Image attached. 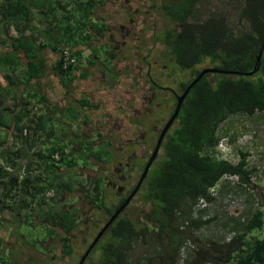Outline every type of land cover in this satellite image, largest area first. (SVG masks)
I'll list each match as a JSON object with an SVG mask.
<instances>
[{"label": "trees", "instance_id": "trees-1", "mask_svg": "<svg viewBox=\"0 0 264 264\" xmlns=\"http://www.w3.org/2000/svg\"><path fill=\"white\" fill-rule=\"evenodd\" d=\"M204 1L163 0V9L175 25L168 27L163 36L156 38V42L167 47L166 55L174 58L175 66L189 71L180 83L182 91L200 74L202 70L197 66L203 63L207 62L209 67L223 72L208 73L191 88L177 118L166 133L160 154L151 166L138 194L141 206L127 208L125 213L117 217L99 242V254L88 259L86 264H130V252L138 242L149 248L141 257L144 264H179L181 249L187 241H191L196 248L189 253L186 264H264V237L246 240L249 233L264 225V207L257 208L244 220L238 216L231 217L234 222L233 229L240 231L228 242L202 241L197 235L202 227L214 222L218 217L204 220L194 217V207L200 198H205L208 203L215 201L210 190L220 182L223 184L225 175L237 176V187L246 188L250 185L251 176L255 171L254 168H248V153L243 150H239L237 163L216 156V147L222 138L219 135L220 126L231 116H254L264 111V52L260 70L254 75L224 72H248L254 68L264 41V0H226L229 6L235 8V12L222 10L205 20L192 21L196 8ZM93 2L94 0H77L78 13L68 11V14L64 15L62 24L70 19L69 26L73 28L69 31V41L86 42L93 36L92 30L103 38L105 32L109 31L110 26L106 22L100 19L95 22L90 14H85ZM60 4V0H0V76L7 82L6 85H0V135L1 132L7 133L6 127L12 126L16 131L13 134L14 141L19 143L24 137L22 141L27 143L30 150L37 145L41 138L39 134L42 132L46 135L43 141L50 143L47 153L34 152V157H38L45 169L40 171L36 167L34 171L38 172L35 171L33 177L29 176V166L25 167V176H15L11 173L20 168L19 160L22 157L15 147L1 150L0 234L4 229L1 209H13L16 205L19 214L26 212V224L31 226L34 222H29L33 216L29 208L32 207L36 195L41 196L52 188H56L59 194L70 187L62 180L60 170L64 166L75 167L78 160L87 164L91 156L104 160L108 154L111 155V142L104 141L103 138L100 149L97 150L91 144L84 147L83 143L73 140L63 143L61 137L57 136L58 124L66 121L70 125L75 123L81 117L83 109H87L84 116L88 120V114L100 108L99 104L92 103L88 98L68 102L61 111L58 104L52 105L53 109L51 104H48L47 113L39 116L31 115L29 99H22L23 108L17 113L3 103L6 97L14 94L18 83L23 85L26 93H31L30 97L38 99V103L47 99V96L41 93L42 85L50 83L44 81L48 75L47 61L38 54V51L40 53L43 49L42 43L39 41L41 45L37 51L34 46L36 39L31 41L24 38L25 28L37 10L41 21L50 27L54 24V15L59 9L67 12V7ZM60 22L62 21L57 20L55 25ZM12 31L17 33L16 38L11 35ZM66 48L73 56H77L78 63L64 67L62 53L65 48L62 47L56 49L57 60L49 69L58 76L56 89L64 88V95H69L76 82L87 80L89 71L82 69L86 62L82 53L71 47ZM22 53L26 61L20 57ZM109 54L115 55L113 52ZM103 56V60H100L96 55L100 62H96L94 57L95 59L88 58L86 63L102 67L104 74L101 77L106 79L102 82L104 85H110L115 93L114 97L110 96L113 100L110 101V109L113 111L120 105L121 108H116L120 115L113 111L114 115L125 116L122 113L126 107L122 105L129 102L135 105L133 99L139 98L136 94L141 93L140 85L133 76L131 79L129 69L120 70L116 67H120V62L112 66L110 58L104 53ZM20 70L21 79L15 80ZM34 80H38L35 85ZM15 105H18V100ZM99 116L101 122L99 118L97 121L109 125V129L117 118L114 116V120H108L103 111ZM230 130L231 126L228 125L224 130L225 134ZM31 131L36 135L31 136ZM236 138L234 133L229 142L233 143ZM71 144L72 149L69 151ZM57 152L59 158H55ZM95 185L94 180L86 181V198L96 203L99 208L108 209L105 194L102 193V198L100 194H93ZM39 201V208L42 209L39 219H46L52 225L53 228L49 229L50 235H54L55 228L61 225L64 232L61 256L73 260L71 257L74 249L70 234L76 227L78 214L60 212L54 199L50 203L41 196ZM200 212H205V209ZM111 214L113 212L110 211L109 215ZM0 264H13L4 252L1 236Z\"/></svg>", "mask_w": 264, "mask_h": 264}, {"label": "flooded vegetation", "instance_id": "flooded-vegetation-1", "mask_svg": "<svg viewBox=\"0 0 264 264\" xmlns=\"http://www.w3.org/2000/svg\"><path fill=\"white\" fill-rule=\"evenodd\" d=\"M163 4V0H118L115 8H112L113 14L120 16L121 20H110L108 22L110 28L105 38L107 43L103 53L110 58L112 66L120 62V67L116 66L118 69H129L131 79L133 76V79L140 85L139 89L141 92L136 94L137 96L139 95L138 99L137 97L133 99L135 105L130 102L122 105L126 107V110L122 113L125 116H119L120 113L116 110V108H121L120 105L113 109L119 115L116 116L111 111L109 105L110 101L113 100H111L110 96L115 93L110 88V85H104L102 82L106 79L101 77L104 73L102 67H99L98 64L93 66L97 71L92 74V79L88 77L93 83L95 78L98 80L94 84V90L84 86L85 80L76 82L75 86L77 88L74 86V89H78L81 86L85 87L76 93L73 92L77 95L74 100L88 98L92 103L99 104L100 108L89 113L88 120L84 116L87 109H83L82 116L76 121L75 126L77 128L80 127V130L73 129L70 135L60 133L61 141L65 143L73 140L83 143L84 147L91 144L97 150L100 149L102 138L104 141L111 142L109 147L111 155L108 154L109 156H106L104 160L91 156L87 164L83 160H78L77 166H64L62 168V180L69 184V188L60 191L59 194H57L56 189H50V192L53 193L54 191L51 200L54 199L60 212H75L79 216L76 227L73 233L70 234L74 249L71 258L75 259L78 250H83L81 254L79 253L81 256L77 264L80 263L82 257L90 249L102 228L137 189L145 167L155 150L160 134L175 111L178 96L184 93L180 83L189 71L175 66L173 64L174 58L166 55L167 47L156 42V38L163 36L168 27L175 25L174 21L168 18L167 13L163 9ZM163 20L171 22L172 25L167 24L161 29ZM159 48L162 49L160 58L164 59L163 62H160L159 58L155 57L156 49ZM110 52L115 55L111 56ZM205 65L208 66L205 67ZM208 67L209 64L207 62L197 66L201 70ZM54 95H58V93L56 92ZM62 96L65 97L64 95ZM66 103L65 99H61V102L57 103L60 106L58 107L59 111L64 108ZM101 111L105 112V117L108 120H114V116L117 117H115V123L112 125L113 129L111 127L109 129V125L100 123L99 115ZM97 118H99L100 122L97 121ZM59 127L64 128L63 123H60ZM69 151L67 150L66 152L68 153ZM159 154L158 151V155L152 165L156 162ZM67 177H71L72 181L68 182L69 179ZM83 178L88 181L94 180L96 185H99L98 187L96 185L93 186V194H100L101 198L102 193L105 194L106 207L108 209L99 208L96 203L86 198L84 191L86 183L82 181ZM74 179L76 182H74ZM145 180L146 178L128 205L117 217L125 213L127 208H138L141 206L142 203L138 201V194ZM39 197L40 195L36 197L35 201H38ZM35 201L33 202L35 203ZM32 207L34 206L32 205ZM110 211L113 214L109 215ZM9 212L12 213L10 214ZM5 215H10L8 216L10 219L14 217L19 219V216H21L16 209H1L3 222H5ZM39 220L40 224L45 226V233L42 239L34 238L33 242H31L18 235L19 233H17L16 229L22 222L17 220L7 231L11 235L10 239L16 240V242H7L6 250L9 254L6 255L9 256L11 263L17 257L25 258L24 264H53L55 259L61 261L67 258L69 260V257L61 256L63 249L62 237L64 236V232L63 234L60 233V230H63L60 227L61 225L55 228L56 233L54 235H50L49 229L53 228L52 225L46 219ZM4 229H6L5 226ZM106 232L96 245L91 248L86 261L99 254L98 245ZM3 247H5L4 240ZM31 248L36 250V255H32V252H30ZM47 256L49 258H46ZM86 261L84 264H86Z\"/></svg>", "mask_w": 264, "mask_h": 264}, {"label": "rangeland", "instance_id": "rangeland-1", "mask_svg": "<svg viewBox=\"0 0 264 264\" xmlns=\"http://www.w3.org/2000/svg\"><path fill=\"white\" fill-rule=\"evenodd\" d=\"M205 1L203 3H200L198 7L196 8V14L194 15V18L192 19V21L205 20L211 17L215 12H220L222 10H226L228 13L230 12V10L231 12L233 11L235 12L234 10L235 8H233L232 6H229L226 0H205ZM111 20L119 21L121 20V18L120 16L115 15ZM62 23L63 22H60L59 24H62ZM167 24L172 25L171 22L167 20H163L161 22L160 28L162 29L164 26H167ZM161 55H162V49L161 48L156 49L155 57H158L160 62H163L164 59L160 58ZM20 57H22L24 60V56L22 54H20ZM103 57L104 56H102V59ZM206 66L208 65H205V67ZM47 70H48V75L46 76L44 81L45 82L48 81L50 83L43 84L42 90H41V93L47 96V99H46L47 101L43 100L41 103H38V99L34 97L24 98L25 100L28 98H30L29 100H31V104L28 107L31 110L32 116H39L40 114H43L42 112H44L47 109L48 104H51V106L56 105L57 103L61 102V99H65L67 103L74 102V98L75 96H77L74 93H76L78 90H82L85 87H87L88 89H92V90L95 89L94 84H96V81H95L96 78L94 79V83L93 81H91V79L90 80L87 79L86 81H84L85 87L81 86L78 89H72V92H70L69 95L67 93L64 95V88L63 89L61 88L60 90H58L56 89V86L53 85L54 77H56L57 79L58 76L54 72H51L48 66H47ZM21 72L22 70H20V73L16 75L15 80L21 79ZM37 82L38 80H34L33 84L35 85ZM2 84L6 85L7 82L6 80L3 79L2 76H0V85ZM51 86H52V89H50ZM14 90H15L14 94L6 97L3 100L4 105L8 106L9 108H13L16 104L15 101L16 100L19 101L21 97H24L23 92L26 91L24 90L23 85L21 83H18V86H15ZM52 92L53 93L59 92V95H53ZM62 95H64L65 97H63ZM52 109H53V106H52ZM66 122L63 123L64 128L59 127L58 125L59 130L57 129L58 131L57 136L60 133L61 134L65 133L67 135H70L73 129L80 130V127L78 128L75 127L76 122L75 123L72 122L71 125ZM228 125L231 126V130L228 134H225L224 130ZM5 130L7 131V133L1 132V135H0V152L2 149H5V148L11 149L15 147V150L19 152V154L22 156L21 159L19 160L20 168L15 170V172H11V173L14 174L15 176L16 175L25 176L26 175L25 167L29 166V170H30L29 176L31 175V177H33L35 171L38 172L37 170L34 171L36 167L40 171H42V169L44 170L45 168L43 164H41V162H39L38 160V157H34L33 154L34 152H39V151L41 153L48 152V147L50 146V143L49 141L47 142V140L43 141L44 138H46V135L43 134V132L40 133L39 136L41 138H39L37 145H35V147H33V149L30 150L27 143L22 141L24 140V137L19 141V143H16V141H14L13 134H15L16 131H14L12 126L6 127ZM31 132H32L31 136L36 135L33 131ZM234 133L237 135V138L233 143H231V150H230L231 154L227 156V159L229 158L231 162L237 163L239 160V150H243L248 153V156H247L248 168H254L255 171L251 176L250 185L246 188L237 187V184H236L237 181L235 178L222 180L223 184H221V188L219 189L218 199L214 203L210 204L205 209V212L203 213L199 212V217H201L203 220L206 218L218 216L217 220H215L214 222L208 225H205L197 232V235L199 236L200 239H202V241L208 240V241H214L218 243L228 242L229 240L232 239V237L238 234L237 231H240V230L233 229L234 222L231 221V217L238 216V218L241 217L242 220H244L246 218H249L251 214L257 208L264 207V111L258 112L254 116H248L246 114H238L235 116H231V118L225 124H222L220 126V129H219L220 136L222 137L228 136L230 138L232 135H234ZM72 145L73 144H71L68 147L69 150L72 149ZM61 171L62 169L60 170V173ZM68 179H69L68 182L72 181L71 177H69ZM82 181L86 183L87 180L83 178ZM74 182H76L75 179H74ZM53 189L55 190L56 188H53ZM229 193H233L237 197H240L245 201V208L244 209L237 208L235 210V214L233 215L223 210L225 196H227V194ZM53 194H54V191L52 193L50 192V189H49L43 192L41 196L45 198L46 202L51 203L52 202L51 198ZM36 196H38V194ZM39 203H40L39 200L35 201V203L32 202V205L34 207L29 208V212H31V214L33 215L32 218H30L31 220H29V222H34L33 226L26 224L27 221L25 220H27V218H26L25 211H22V213H20L21 216H19L20 217L19 219H17L16 217H14L13 219H10V217H8L10 215L4 216L5 222L3 224L6 229L2 230L0 236L4 240L5 254L7 255L9 254L8 251L6 250L7 242L8 241L16 242V240L10 239L11 235H9L7 232L12 227V225L14 224L16 220L19 222H22V224L17 226V229H16L17 233H19L18 235H21L24 239H27L28 241H31V242H33L34 238L42 239L45 233L44 232L45 226H42L40 224V220L38 217L40 211L42 210L41 208H39ZM15 206L16 205H14L13 209L11 210H15V209L18 210L17 206L16 207ZM9 213L11 214L12 212H9ZM60 231H61L60 233L63 234V230H60ZM253 237H259V238L264 237V225L262 226V228L255 229L251 233H249L248 236L246 237V240H250ZM148 250H149L148 247L138 242L135 245V249L132 252H130V255H129L130 264H144L141 257L145 255ZM82 251L83 250L79 249L75 259L73 260H71L70 258L69 260L67 258L66 259L62 258L63 260L61 261H58V259H55L53 264H77V262L80 259V256H81L80 254ZM184 251H185V254H181V259H180L179 264H186L185 261L189 259V253H190L189 249L186 248ZM30 252H32V255H33L36 253V250L34 248H31ZM46 258H49V257L47 256ZM12 263L24 264L25 258L24 259L20 257L14 258L12 260Z\"/></svg>", "mask_w": 264, "mask_h": 264}, {"label": "crops", "instance_id": "crops-1", "mask_svg": "<svg viewBox=\"0 0 264 264\" xmlns=\"http://www.w3.org/2000/svg\"><path fill=\"white\" fill-rule=\"evenodd\" d=\"M60 1H61L60 5L62 7L63 6L67 7V12L59 9V12L54 15V24H52L49 27L45 22L41 21L39 10H37L36 14L34 15V17L32 19H30L31 20L30 23L25 28V36L26 37H24V38L25 39L29 38V40H31V41H33V39L35 38L36 40L34 42V46H35L37 51H38V46L41 45V44H39V41H41L43 49L41 50L40 53L38 51V54H40L41 57L45 58V60L47 61L48 67H51L52 63L57 60L58 51H56V49L62 48V47H71L74 50L80 51L82 53L83 59L86 62H87L88 58L95 59L96 55L100 57V60H103L102 59L103 49L105 47V44L107 43L105 41V38L107 37L108 31L105 32V35L103 38L99 37L98 33H96L94 30H92L91 32H92L93 36L91 37V39H89L86 42L81 41V40H80V42L79 41H69L70 40V36H69L70 32L69 31L71 29H73L72 27L69 26V20L70 19L66 20L65 24L57 23L55 25V23L57 20H58V22H59V20L63 22L64 15L68 14V11L73 13V14L78 13L77 12L78 4H77V0H60ZM117 1L118 0H94V2L91 3L90 9L89 10L87 9V11H85V14H90L91 18L95 22L100 19L101 21L106 22L108 24V22L116 15V14H113L112 8H115ZM72 19L76 20L73 17H72ZM71 22L72 21H70V23ZM11 35L14 38L17 37V33L15 31H12ZM77 38H79V37H77ZM22 55L24 56L23 53H22ZM95 60H96V62L97 61L100 62L99 60H97V58ZM24 61H26V60L24 59ZM104 61L108 62L109 60H104ZM86 62H85V64L82 65V69L88 70L89 71L88 77H91V79H92V77H93L92 74H94L97 71V69L95 67L89 65ZM50 71L53 72L52 70H50ZM46 73H48V70ZM53 80H54L53 85H56V82L58 79H56V77H54ZM23 93H24V97H21V99H19V101H18V105H15L12 108L13 111L16 113L19 112L23 108L22 99H24L25 97H30V95H31L30 92L26 93V91H24ZM30 98H28V99H30ZM15 102H17V100ZM42 113H47V111L45 110ZM80 118L81 117H79V119ZM6 125L10 126L9 124H6Z\"/></svg>", "mask_w": 264, "mask_h": 264}, {"label": "water", "instance_id": "water-1", "mask_svg": "<svg viewBox=\"0 0 264 264\" xmlns=\"http://www.w3.org/2000/svg\"><path fill=\"white\" fill-rule=\"evenodd\" d=\"M263 52H264V41H263V44H262V48L260 50V52L258 53L257 55V59H256V63L254 65V68L251 70V71H248V72H229V71H224L226 73H235V74H243V75H246V76H252L254 75L256 72H258L260 70V65H261V58H262V55H263ZM219 73V72H223L219 69H215V68H211V67H208V68H205L203 69L200 74L198 75L197 78H195L191 84L186 88V90L184 91V93L182 95H179L178 96V99H177V105H176V108H175V111L174 113L172 114V116L170 117V119L168 120V122L166 123V125L164 126L161 134H160V137L158 139V142H157V145L155 147V150L153 152V154L151 155L150 157V160L149 162L147 163L146 167H145V170H144V173L142 175V178L137 186V189L132 193V195L127 199V201L124 203V205L118 209V211L110 218V220L108 221V223H106V225L102 228V230L99 232V234L97 235L96 239L94 240V242L92 243L90 249L85 253V255L82 257L81 261L79 264H84V262L86 261V258L87 256L89 255L90 253V250L92 247H94L96 245V243L99 241V239L103 236V234L106 232V230L110 227V225L112 224V222L116 219L117 215L128 205V203L130 202V200L133 198L134 194L138 191L139 187L141 186V183L143 182V180L146 178L148 172H149V169L151 168V165L152 163L154 162V160L156 159L157 155H158V151H159V148L161 146V143L166 135V133L168 132V130L170 129L171 125L173 124V122L175 121V119L177 118L180 110H181V107H182V104L186 98V96L188 95L189 91L191 90V88L206 74L208 73Z\"/></svg>", "mask_w": 264, "mask_h": 264}, {"label": "built area", "instance_id": "built-area-1", "mask_svg": "<svg viewBox=\"0 0 264 264\" xmlns=\"http://www.w3.org/2000/svg\"><path fill=\"white\" fill-rule=\"evenodd\" d=\"M62 55H64V67H67L69 64H75L78 63L79 59L77 58V56H73L71 53H69V49L65 48V50L63 51ZM231 143L229 142V137L228 136H224L221 138L220 142L218 143L217 147H216V156H219L223 159H227V156H229L231 153ZM59 153L57 152L55 154V158H59ZM229 160V158H228ZM236 179L237 183H238V177L237 176H228L225 175L223 177V180H227V179ZM221 182L215 186L214 188H212L210 190L212 196L215 197V201L218 199L219 197V189L221 188ZM215 201L208 203L207 200L205 198H200L198 204L194 207V217L195 218H199V212L200 210L206 209L210 204L214 203ZM239 208V209H244L245 208V201L240 198L237 197L235 194L233 193H229L227 194V196H225V200H224V205H223V210L227 213H230L231 215L235 214V210ZM208 219V218H206ZM188 248L190 253L192 252L193 249L196 248V246L191 242V241H187L182 249H181V254H185V249ZM204 264H213L212 262H207Z\"/></svg>", "mask_w": 264, "mask_h": 264}]
</instances>
